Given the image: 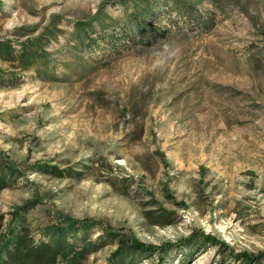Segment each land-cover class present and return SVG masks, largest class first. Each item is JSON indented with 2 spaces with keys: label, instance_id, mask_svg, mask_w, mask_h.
Here are the masks:
<instances>
[{
  "label": "rangeland",
  "instance_id": "rangeland-1",
  "mask_svg": "<svg viewBox=\"0 0 264 264\" xmlns=\"http://www.w3.org/2000/svg\"><path fill=\"white\" fill-rule=\"evenodd\" d=\"M168 1L0 0V41L40 37L49 54L40 74L0 58L18 79L0 84V171L4 157L21 171H1L0 213L22 212L36 243L60 215L119 233L83 264H160L131 236L176 244L164 264H264V0H189L205 28L168 25ZM150 7L166 33L111 50L104 38Z\"/></svg>",
  "mask_w": 264,
  "mask_h": 264
},
{
  "label": "trees",
  "instance_id": "trees-1",
  "mask_svg": "<svg viewBox=\"0 0 264 264\" xmlns=\"http://www.w3.org/2000/svg\"><path fill=\"white\" fill-rule=\"evenodd\" d=\"M161 11V10H160ZM159 10L150 7L141 13H132L128 23L123 26L122 32L109 35L104 40L111 50H123L129 48L132 44L147 43L154 40L159 35L166 33L168 26L159 25L153 20L161 18L165 13L168 25L178 23L181 19L185 23H191L198 27L212 26L213 21L199 10L196 5L189 0H172L165 4V10L160 13ZM160 14V15H159ZM158 15V16H156ZM149 16L151 19H149ZM47 42L42 41L40 37L28 39L16 49L9 41H0V58L11 64H16L17 68L23 71H35L41 73L42 64L47 63L49 54L46 50ZM85 45L94 47L98 45L95 38L88 37ZM49 71L44 72L45 78H49ZM14 73L5 74L0 69V84H13L16 77ZM165 166L168 165L167 156L163 151H156ZM1 165V171H8L10 174H19L21 171L15 163L8 157ZM53 168V166L48 167ZM0 171V191L9 187L10 181H5ZM22 218V212L15 211L11 214V219L5 221V214L0 213V264H83L84 261L94 252L106 246L111 240H117L120 235L111 228H106L94 219H76L73 217L60 215L57 223L48 225L42 230L45 237L40 243L30 241L27 235H19L17 226ZM91 228H99L103 237L91 239L86 231ZM192 237L202 238L204 241L215 245H226L216 237L209 234H194ZM123 241V239H121ZM188 242V240H187ZM132 252L153 254L158 257L159 263L164 264L166 258L176 249L174 243L163 245L145 244L136 238H130L127 244ZM255 255L250 253H240L235 257H240L244 263H249Z\"/></svg>",
  "mask_w": 264,
  "mask_h": 264
},
{
  "label": "clouds",
  "instance_id": "clouds-1",
  "mask_svg": "<svg viewBox=\"0 0 264 264\" xmlns=\"http://www.w3.org/2000/svg\"><path fill=\"white\" fill-rule=\"evenodd\" d=\"M153 47H155V46H153ZM161 47L165 53H170L168 58L176 56L178 54V51H179L178 49L172 50L170 44L167 42H163ZM154 55H159V53L158 52L154 53ZM164 63H165V60H157L154 66L162 67L164 65Z\"/></svg>",
  "mask_w": 264,
  "mask_h": 264
}]
</instances>
